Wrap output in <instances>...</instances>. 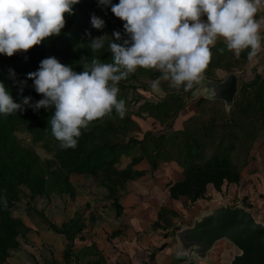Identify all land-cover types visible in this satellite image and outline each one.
<instances>
[{
    "label": "trees",
    "instance_id": "16d2710c",
    "mask_svg": "<svg viewBox=\"0 0 264 264\" xmlns=\"http://www.w3.org/2000/svg\"><path fill=\"white\" fill-rule=\"evenodd\" d=\"M118 3L119 0H112V4ZM73 11L74 15L66 14V27L59 36L48 38L42 45L27 53L15 54L11 58L0 55V82L5 85L13 102L21 105V110L14 114H0L2 264L12 257V251L21 250L23 244L26 245L31 240L29 234L34 231L26 222V217L24 219L15 215L22 213L65 237L67 244L63 251V264H83L80 255L75 252V242L77 236L88 226L102 219L100 211L88 203L85 208L76 211L71 218L58 225L44 210L36 207L37 198L49 201L53 196H68L69 200L74 201L78 195L79 177H92L98 188L107 191V202L102 208L113 209L115 218L120 219L125 210L121 202V192L127 190L130 183L146 177L149 173L154 174L160 164L172 163L182 174L180 179L166 185L169 198L179 201L184 208H189L207 200L210 188L221 193L225 187L240 183L242 169L249 163L251 149L260 132H264L262 75L254 74L253 80L238 85V92L229 111L225 110L222 101H217L216 107L211 109L202 98L197 102L198 113L187 119L183 128H176V123L187 106L186 98H193L197 85L188 91L181 87V90L167 92V86L164 88L160 84L165 96L161 99L156 96L150 100L145 93H153L151 82L161 73L154 69L138 68L118 85V99L125 101L127 109L124 118L121 119L113 111L110 117L93 121L87 130L82 129L75 149H61L51 132L50 118L55 109L36 108L39 100L44 97L36 93L34 82L28 79V74L37 71L40 62L49 57H55L75 72L84 70L82 58H87L86 62L89 63L93 56L101 62H111L109 42L123 44L124 40L129 39L124 32V22L114 16L110 5L101 6L98 0H81L73 6ZM92 15L104 21L102 29L92 27ZM114 32H120L121 40H115ZM101 36L107 37L104 47L93 53L89 47L91 40ZM221 43L223 42H218L211 49L214 56L206 70V77L213 67L232 73L234 68L238 69L237 63L246 66L245 57H232V51L229 56L234 59H224L229 50L223 43L221 47L224 51L221 53L218 47ZM130 91L137 93L136 97L132 95L128 98ZM25 98L28 99V104H24ZM140 99L144 102L138 110L130 111V105ZM145 116L165 125L164 131L159 135L146 131L143 139L129 137L130 128L138 126L137 122L144 120ZM20 133H27L32 145L24 146L18 138ZM150 143L153 144V149L150 148ZM34 145H41L52 156L42 157L35 151ZM123 156L128 157L130 162L125 167H120ZM143 163L149 167H143ZM23 188L28 190L27 194ZM176 212L173 207L162 205L159 208L153 227L162 229L166 239L177 237L181 231V224L179 226L176 222L181 217ZM120 234L121 230H116L113 236ZM166 246L167 242L161 249ZM86 250L93 256L87 264H107L96 244L85 248V253ZM33 261L35 264H61L55 259L36 262L38 260L34 258Z\"/></svg>",
    "mask_w": 264,
    "mask_h": 264
},
{
    "label": "clouds",
    "instance_id": "9594fccd",
    "mask_svg": "<svg viewBox=\"0 0 264 264\" xmlns=\"http://www.w3.org/2000/svg\"><path fill=\"white\" fill-rule=\"evenodd\" d=\"M81 0H0V55L9 58L27 53L66 27V14L74 15L73 6ZM111 6L123 23L129 39L123 44L109 42L111 62L93 56L90 63L82 58L84 70L75 72L55 57L43 59L39 69L28 74L39 100L36 108H54L51 132L61 149H75L82 129L113 111L123 119L126 106L118 99V85L138 68L154 69L161 75L151 82L153 93L163 95L161 81L170 88L188 91L206 79L212 59L211 49L222 39L237 57L250 49L247 59L257 56L264 46V0H98ZM206 17V20L204 19ZM91 25L99 30L104 21L92 15ZM90 36V33H88ZM121 40L120 32H114ZM107 37L91 40L93 53L100 51ZM223 53L224 49H219ZM14 75V73H11ZM213 94H214V90ZM28 104V99H24ZM21 110L0 82V114ZM180 253H178L179 255ZM187 255V253H183Z\"/></svg>",
    "mask_w": 264,
    "mask_h": 264
},
{
    "label": "rangeland",
    "instance_id": "374dc122",
    "mask_svg": "<svg viewBox=\"0 0 264 264\" xmlns=\"http://www.w3.org/2000/svg\"><path fill=\"white\" fill-rule=\"evenodd\" d=\"M223 45V43L219 44V49H222L223 47L221 46ZM229 55L230 51L225 54L223 58L225 59L228 57V61L229 59L230 61L234 59ZM213 56L214 52L212 51V57ZM233 56L234 54L232 57ZM237 65L238 69L234 68L232 73H229L225 69L215 67L208 71L205 81H203L202 84L197 85L196 90L193 92V98H186L187 106L182 111L181 117L176 123V128H183L184 122L194 114L198 113L199 109L197 108V102L200 99L203 98L206 100L205 104L207 107H210L211 109L216 107L217 100L207 97L208 95L205 87L209 81H224L229 75L235 74L238 78V85H241L245 82V79L251 77L250 75L249 77L244 76L246 73H244L242 69L244 68L246 70V66L243 67V65H240L239 63H237ZM255 68L256 67H252V71ZM168 83L169 82L165 81L160 82V84L163 85L162 87L165 88L167 86V92L182 89L170 88ZM152 94L145 93L150 100L154 99L156 96L160 99L165 96V92L163 95ZM132 95H135L136 97L137 93L130 91L128 98H131ZM143 102L144 100L140 99L137 103H132L129 110L136 112ZM222 103L225 110L229 111L230 107H227L224 102ZM144 118V120H139L137 122L138 126L130 128L129 137L133 136L143 139L146 131H151L155 135H159V133L164 131L165 125L158 124L157 121L150 117L145 116ZM205 118H208V116L205 115ZM18 138L24 146L32 145L31 138L27 133H20ZM33 148L40 153L42 157L52 156L51 153L46 152L41 145H34ZM150 148H154L152 143H150ZM126 160L130 162L129 158ZM248 160L249 163L242 169V179L239 184H231L228 187H225L224 191L221 193L210 188L207 200L200 201L189 208H184L179 201L175 202L170 199L166 188L168 183L177 181L181 178V170L172 163L160 164L154 174H152L153 172L149 173L146 177H143L136 183L132 184L131 191L129 192V196L132 198H128L129 196L127 195V200L125 202L128 214L125 215L127 221L124 222L125 227L128 228L124 230L121 229V235L113 236L115 231L120 229V226L117 221L109 216V221H104L99 227L93 228L92 231L87 229L85 231V238L81 236L77 237L75 242V252L80 255V261L83 264H87L88 260L93 258V256H91L92 254H89L87 250L86 253L84 251L85 248L92 244H96L98 251L102 253L107 260V264H132L137 256H139V260H135L136 264H143L145 260H147L148 264H160L158 258L164 255L163 252L165 253L166 250H169V252H167L170 255H172V253L175 255L180 253L178 256L183 255L185 259L184 261L187 262V264H231L233 258L240 252L233 244L226 240L217 242L206 254L205 259H202L201 257L203 256L198 257L196 254L190 255V253H192L190 247L188 250H184L185 247L183 243H179L176 236H174V238H171V236L169 239H166L163 237L164 232L162 229H154L153 226L157 220L159 208L162 205L173 207V209L177 211L176 213L178 216L181 218L183 217V220H181V218H175L177 224L179 226L181 224V231L193 226L195 221L201 220L204 216L211 214L213 210L227 205L233 206L240 204L237 206H241L250 211L257 221H264V132L261 131L258 135V139L251 149L250 159ZM126 164L127 162L124 161L121 166L125 167ZM141 165L145 167L147 164L143 163ZM146 167L149 166L147 165ZM75 179L76 178H73V180ZM78 180V195L74 201L71 199L69 200L68 196H65L64 198L53 196L49 201L44 198H37L35 203L36 207L40 210H44L49 218L58 225L67 221L76 211L85 208L88 203L97 207L101 212V207L103 206L102 202H104L103 199L106 198L103 196V193H101L103 190L101 188L98 189L92 177H79ZM23 191L26 194L28 193V190L25 188H23ZM121 193H123V191ZM245 194H248L247 196L249 198H244L243 195ZM15 215L24 217V219L26 217V222L32 227L34 232L29 234V236L32 237L30 238V242L26 243V245L23 244L21 250L13 252L12 257L3 264H35L33 261L34 258L38 260L36 262L55 259L63 264V251L67 244L65 237L54 233L46 225H43L42 223L40 224V222L33 219H29L24 213ZM137 215L139 216L136 217ZM135 219H137L136 221L139 225L142 222L140 227H131V223L134 226ZM145 229H148V231ZM150 238H155L151 241L153 243L149 245L144 244V241H148ZM166 241H168L170 245L161 249V246ZM185 252L187 255L183 254ZM152 255H155V257H152ZM160 258L166 260L169 257H165L164 255V257L162 256Z\"/></svg>",
    "mask_w": 264,
    "mask_h": 264
},
{
    "label": "water",
    "instance_id": "95a60500",
    "mask_svg": "<svg viewBox=\"0 0 264 264\" xmlns=\"http://www.w3.org/2000/svg\"><path fill=\"white\" fill-rule=\"evenodd\" d=\"M205 89L208 98L222 101L231 108L238 92V78L231 74L224 81H209ZM177 238L183 243L184 250L190 247V255L203 256L202 259L217 242L226 240L240 252L231 264H264V224L241 206L217 208L180 231Z\"/></svg>",
    "mask_w": 264,
    "mask_h": 264
},
{
    "label": "crops",
    "instance_id": "0c3cea01",
    "mask_svg": "<svg viewBox=\"0 0 264 264\" xmlns=\"http://www.w3.org/2000/svg\"><path fill=\"white\" fill-rule=\"evenodd\" d=\"M261 16H264V9H261L259 12H258V15H257V19H259ZM204 19L206 20V17H204ZM261 34L262 35H264V26H262V29H261ZM220 41H222V39L220 40ZM223 42V41H222ZM250 51V49H246V50H244L242 53H241V55L243 56V57H245V59H246V70H244L243 69V71H245V77H248L249 75L251 76L250 78H248V79H245V82H250L251 80H253L254 78H255V75L254 74H260V75H262L263 77H264V46H262V48H261V50H259V52H258V54H257V56H255V57H253L251 60H248L247 59V53ZM235 55V54H234ZM252 67H256L253 71H252ZM126 159H128V157H126V156H123L122 158H121V161H120V167H122L121 165H122V163L125 161V162H127L128 163V161L126 160ZM130 160V159H129ZM127 165V164H126ZM137 182V181H136ZM136 182H132V183H130L129 185H128V189L127 190H124L123 191V193H122V196H121V198H122V200H121V202H122V204L124 205V207H125V210H124V214H123V216L120 218V219H116L115 218V211L113 210V209H103L102 207H101V209H102V219H100V220H98L97 222H95L94 224H92V225H90V226H88V227H90V228H86L85 230H84V232L82 233V234H80L79 236H81V237H84L85 236V231L87 230V229H90L91 231L93 230V228H97V227H99L102 223H104V221H109V216H111L115 221H117L118 222V224H119V230H124V229H127L128 227H125V222L127 221L126 220V218H125V215H127L128 214V212H127V208H126V206H125V202H126V198H127V195L129 196V192L131 191V188H132V184H134V183H136ZM245 183V182H244ZM98 189H100V188H98ZM102 190H103V192H101V193H103V196H106L107 195V191L106 190H104L103 188H101ZM248 195V194H247ZM246 194L245 195H243L244 196V198H246V197H248ZM128 198H132V197H128ZM243 198V197H242ZM249 198V197H248ZM244 200V199H243ZM249 200H251V199H249ZM103 201L104 202H102L103 204L105 203V202H107V199L106 198H104L103 199ZM233 203V202H232ZM237 205H240V204H236V205H234V206H237ZM249 209H252V208H249ZM254 209V208H253ZM73 216V215H72ZM71 216V217H72ZM139 215H137L136 217H138ZM70 217V218H71ZM144 217V216H143ZM137 219H135V224H134V226L132 225V223H131V227H140V225H142V222H141V224L139 225V223H137V221H136ZM125 221V222H124ZM259 222V221H258ZM260 223H263L264 224V221H262V222H260ZM129 226V225H128ZM150 226V225H149ZM148 226V227H149ZM153 226V225H152ZM154 228V227H153ZM145 230H147L148 231V229H145ZM158 231V230H157ZM163 231V230H162ZM164 232V231H163ZM121 234H122V232H121ZM120 234V235H121ZM79 236H77V237H79ZM30 237V236H29ZM30 238H32V237H30ZM85 238V237H84ZM117 238H119V237H117ZM35 239V238H34ZM153 239H155V238H150L148 241L147 240H145L144 241V244H152L153 242H151V241H153ZM141 242H142V240H141ZM167 243H168V245H170L169 244V242L168 241H166ZM143 243V242H142ZM162 243H164V242H162ZM161 243V244H162ZM175 244V243H174ZM143 245V244H142ZM87 247V246H86ZM85 248V247H84ZM16 251V250H15ZM15 251H12V254H13V252H15ZM18 251V250H17ZM169 252V250H166V252L164 253L163 252V254L165 255V257H169L168 259H166V260H164L163 258H160V257H164V255H162V256H160L158 259L160 260V264H187V262H185L184 260V257H180V256H178V255H175L174 253H172V255H170L168 252ZM143 255H145V254H143ZM157 259V260H158ZM135 260H139V256H137L134 260H133V263L132 264H136V261ZM145 262H146V264H148V262H147V260H145ZM145 262L143 263V264H145ZM156 263H157V261H156ZM158 263H159V261H158Z\"/></svg>",
    "mask_w": 264,
    "mask_h": 264
},
{
    "label": "bare ground",
    "instance_id": "6f19581e",
    "mask_svg": "<svg viewBox=\"0 0 264 264\" xmlns=\"http://www.w3.org/2000/svg\"><path fill=\"white\" fill-rule=\"evenodd\" d=\"M233 206H234V205H233ZM233 206H232V207H233ZM234 207H236V206H234Z\"/></svg>",
    "mask_w": 264,
    "mask_h": 264
}]
</instances>
